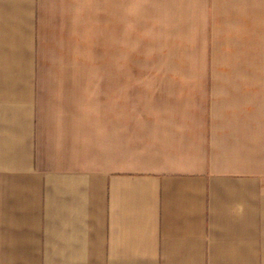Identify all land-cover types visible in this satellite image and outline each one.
<instances>
[{
	"label": "crops",
	"instance_id": "0c3cea01",
	"mask_svg": "<svg viewBox=\"0 0 264 264\" xmlns=\"http://www.w3.org/2000/svg\"><path fill=\"white\" fill-rule=\"evenodd\" d=\"M87 1L0 0V264H264L263 75L74 67Z\"/></svg>",
	"mask_w": 264,
	"mask_h": 264
},
{
	"label": "rangeland",
	"instance_id": "374dc122",
	"mask_svg": "<svg viewBox=\"0 0 264 264\" xmlns=\"http://www.w3.org/2000/svg\"><path fill=\"white\" fill-rule=\"evenodd\" d=\"M87 5V45L74 67L247 70L264 80V0H88Z\"/></svg>",
	"mask_w": 264,
	"mask_h": 264
}]
</instances>
